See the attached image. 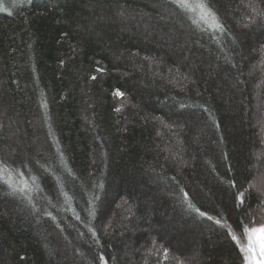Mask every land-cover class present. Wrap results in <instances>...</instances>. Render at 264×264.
Wrapping results in <instances>:
<instances>
[{"label":"trees","instance_id":"1","mask_svg":"<svg viewBox=\"0 0 264 264\" xmlns=\"http://www.w3.org/2000/svg\"><path fill=\"white\" fill-rule=\"evenodd\" d=\"M248 3L264 9L208 0L214 34L169 0H0V160L33 189L0 183V264H244L196 209L264 216V18L245 27Z\"/></svg>","mask_w":264,"mask_h":264},{"label":"snow or ice","instance_id":"2","mask_svg":"<svg viewBox=\"0 0 264 264\" xmlns=\"http://www.w3.org/2000/svg\"><path fill=\"white\" fill-rule=\"evenodd\" d=\"M169 3L177 9L181 15L190 20L195 28L200 31L211 30L214 34L217 32L223 34L226 31L220 17L209 6L208 0H169ZM245 8L249 12V15L244 17L247 21V23L244 24L245 27H247L250 23H255L257 18H264V9H259L252 3L246 4ZM97 71H103V69H97ZM92 79H96V77L93 76ZM114 94L121 98L124 96V93L119 90H117ZM5 169H8L9 173L12 171L9 165H7L3 160H0V183L6 184L12 190V193H20L31 201V197L28 196V192L33 189L29 187L28 182L24 180L21 182V185H18L11 179H5L3 175ZM15 171L20 177H23V172L19 169H16ZM29 171L31 170L29 169ZM31 180L35 182L37 178L31 177ZM230 186L235 188V181L231 182ZM255 187V184L249 183L244 191H240L235 194L234 206H243L248 198L245 193L251 195L249 189H253ZM185 196H187V193H185ZM189 207H193V205L189 203ZM196 211H198L201 216H206L208 220L214 221L215 225L225 230V235L235 242V245L239 248V252L243 254L242 260L244 264H264V216H261L260 220H256L254 217H249L248 223H244L242 219H237L235 221V226H233L232 223L228 222V218L226 217L221 216L220 218H216L209 215L206 211L201 212L199 209H196ZM49 215L51 214L49 213ZM252 224H258L259 227H250ZM90 231L93 236H96L94 229H90ZM237 232H241L244 236H247L248 243L246 246H244L242 239L236 234ZM257 233L261 234L258 247L254 242V238ZM167 255L168 253L165 250L164 256L167 257ZM100 259L104 261V264H107V261L104 260L102 256Z\"/></svg>","mask_w":264,"mask_h":264},{"label":"rangeland","instance_id":"3","mask_svg":"<svg viewBox=\"0 0 264 264\" xmlns=\"http://www.w3.org/2000/svg\"><path fill=\"white\" fill-rule=\"evenodd\" d=\"M261 239V234L260 233H257L256 234V237L254 238V242L256 243L257 247L259 246V241ZM248 243V239H246L245 242H243L244 246H246Z\"/></svg>","mask_w":264,"mask_h":264}]
</instances>
